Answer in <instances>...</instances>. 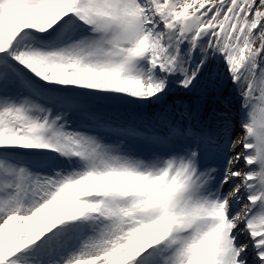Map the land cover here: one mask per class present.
<instances>
[{
    "label": "snow or ice",
    "instance_id": "1",
    "mask_svg": "<svg viewBox=\"0 0 264 264\" xmlns=\"http://www.w3.org/2000/svg\"><path fill=\"white\" fill-rule=\"evenodd\" d=\"M0 264H264V0H0Z\"/></svg>",
    "mask_w": 264,
    "mask_h": 264
},
{
    "label": "rangeland",
    "instance_id": "2",
    "mask_svg": "<svg viewBox=\"0 0 264 264\" xmlns=\"http://www.w3.org/2000/svg\"><path fill=\"white\" fill-rule=\"evenodd\" d=\"M226 76H227L226 70H225L223 64H221L219 66V75H218V78H217V81H216V83H217V85H219V87L216 88V89L210 90L209 94L210 93L221 94V96H223L225 99H228L229 100V104H228L227 108H229L230 110H233V113H235L236 109L238 108V104L236 102V97H235V92H234L233 86H232L231 82L226 79ZM172 99L173 98L170 97L169 98V102H171ZM121 107H123V106H120L118 108V110L122 111ZM125 107L128 108L129 106H125ZM206 112L209 113V114L211 113V107L210 106L205 108L203 114H205Z\"/></svg>",
    "mask_w": 264,
    "mask_h": 264
}]
</instances>
